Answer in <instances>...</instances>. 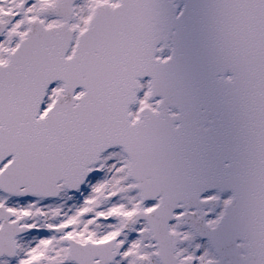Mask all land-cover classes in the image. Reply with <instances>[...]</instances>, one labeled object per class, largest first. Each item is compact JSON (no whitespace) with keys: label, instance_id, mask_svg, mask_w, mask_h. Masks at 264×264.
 Returning a JSON list of instances; mask_svg holds the SVG:
<instances>
[{"label":"snow or ice","instance_id":"1","mask_svg":"<svg viewBox=\"0 0 264 264\" xmlns=\"http://www.w3.org/2000/svg\"><path fill=\"white\" fill-rule=\"evenodd\" d=\"M0 264H264V0H0Z\"/></svg>","mask_w":264,"mask_h":264}]
</instances>
